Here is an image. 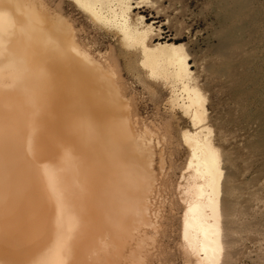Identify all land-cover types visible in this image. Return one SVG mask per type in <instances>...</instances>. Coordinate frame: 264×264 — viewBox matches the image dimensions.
Returning a JSON list of instances; mask_svg holds the SVG:
<instances>
[{
  "label": "bare ground",
  "instance_id": "1",
  "mask_svg": "<svg viewBox=\"0 0 264 264\" xmlns=\"http://www.w3.org/2000/svg\"><path fill=\"white\" fill-rule=\"evenodd\" d=\"M75 1L184 94L175 101L197 129L183 131L191 149L183 240L198 262L219 264L222 160L204 134L205 98L188 83L186 49L176 36L152 44L170 19L146 0ZM49 6L0 0V264H150L138 240L153 242L143 165L155 134L125 112L117 60L96 57L60 5Z\"/></svg>",
  "mask_w": 264,
  "mask_h": 264
},
{
  "label": "rangeland",
  "instance_id": "2",
  "mask_svg": "<svg viewBox=\"0 0 264 264\" xmlns=\"http://www.w3.org/2000/svg\"><path fill=\"white\" fill-rule=\"evenodd\" d=\"M45 1L51 9H63V15L81 30L80 38L90 44L96 57L117 60L123 100L127 101L121 100L127 107L125 112L133 110L140 125L155 134L151 135L154 141L150 150L155 156L148 155L147 164L141 166L153 178L149 187L155 185L154 190L149 188L153 196L148 200L152 224L146 225L153 242L139 244L144 241L141 234L138 248L152 252L150 264H206L190 254L182 235L184 189L191 174V149L183 131L197 129L181 103L175 101L177 94H181L179 99L184 94L174 83L151 76L142 54L123 46L113 29L93 24L75 0ZM146 1L149 12L161 10L163 23L170 19L169 25L150 34L157 36L152 44H165L168 37L176 36L175 42L186 49L191 71L187 81L205 98L204 134L221 155L224 248L219 264H264V0ZM153 246L154 251L146 249Z\"/></svg>",
  "mask_w": 264,
  "mask_h": 264
}]
</instances>
